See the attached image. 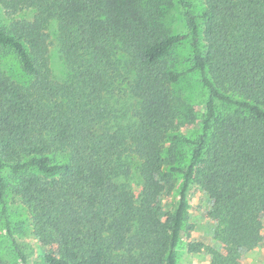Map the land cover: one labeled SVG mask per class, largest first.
Returning a JSON list of instances; mask_svg holds the SVG:
<instances>
[{"label":"trees","instance_id":"16d2710c","mask_svg":"<svg viewBox=\"0 0 264 264\" xmlns=\"http://www.w3.org/2000/svg\"><path fill=\"white\" fill-rule=\"evenodd\" d=\"M173 1L185 34L166 28L162 0H0V202L9 172L43 245L55 247L43 264H178L192 185L217 224L212 264H241L262 241L264 0H204L199 12ZM23 11L32 18H17ZM186 41L191 67L180 72L168 58ZM193 72L208 97L180 166L173 145L166 151L172 85ZM175 174L178 203L164 213Z\"/></svg>","mask_w":264,"mask_h":264},{"label":"rangeland","instance_id":"374dc122","mask_svg":"<svg viewBox=\"0 0 264 264\" xmlns=\"http://www.w3.org/2000/svg\"><path fill=\"white\" fill-rule=\"evenodd\" d=\"M168 1L162 0L166 8L169 6L168 13L163 17L166 28L173 34H185L186 29L177 5L173 0V3ZM191 2L199 12L204 0H191ZM32 16L33 12L23 11L17 15V18L30 20ZM0 22L7 23V17L1 8ZM51 41V66L54 73L60 77L63 76L65 68L55 40ZM189 59L190 49L186 41L172 51L168 63L177 71L185 72L191 67ZM124 87L122 86V89ZM172 91L177 119L174 128L168 133L166 151L173 145L179 165L185 166L190 162L191 147L184 142V139L195 140L201 134V120L204 117L208 94L200 82L199 75L194 72L172 85ZM125 102L132 107L128 98ZM219 109L229 110L222 105H219ZM130 114L128 113V116ZM137 167V163L133 164L131 178L133 182H137ZM6 176L9 177L7 178L9 188L3 202H0V264H24L21 254L29 264H43L45 251H54L55 247L50 244L43 245L44 242L36 230L33 210L15 194L16 180L11 178L9 172H6ZM173 178L175 188L165 192L162 198L164 213L171 212L178 203L182 176L175 174ZM133 185L136 189V183ZM188 201L189 207L177 248L178 264H212L210 250L220 249L221 243L215 236L217 224L208 214L210 201L197 185L191 186ZM238 258L241 264H264V224L262 241L252 250L241 253Z\"/></svg>","mask_w":264,"mask_h":264}]
</instances>
